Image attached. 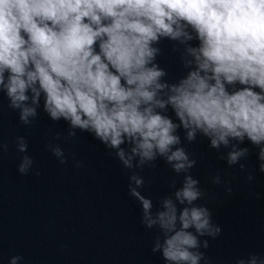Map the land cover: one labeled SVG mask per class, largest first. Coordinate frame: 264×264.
<instances>
[{
  "label": "clouds",
  "instance_id": "9594fccd",
  "mask_svg": "<svg viewBox=\"0 0 264 264\" xmlns=\"http://www.w3.org/2000/svg\"><path fill=\"white\" fill-rule=\"evenodd\" d=\"M162 39L185 45L188 71L174 82L157 61ZM0 91L26 125L43 98L51 120L69 123V136L77 129L91 134L115 150L124 169L153 167L158 159L177 174L193 168L196 160L181 146L183 129L187 141L199 132L216 149L247 139L259 148L264 172V0H0ZM52 151L63 157L61 148ZM248 153L232 144L227 161ZM32 162L24 157L20 173ZM128 180L141 222L159 229L152 251L165 264H200L199 237L215 238L221 227L195 203L203 196L199 181L185 175L174 199L163 197L153 214L152 198L139 190L143 176ZM248 264L264 260L252 256Z\"/></svg>",
  "mask_w": 264,
  "mask_h": 264
},
{
  "label": "water",
  "instance_id": "95a60500",
  "mask_svg": "<svg viewBox=\"0 0 264 264\" xmlns=\"http://www.w3.org/2000/svg\"><path fill=\"white\" fill-rule=\"evenodd\" d=\"M155 46L161 50L157 61L168 72L165 79L174 82L186 74L181 60L185 45L162 39ZM37 111V117L29 118L32 123L24 124L0 91V145L7 146L0 148V264H10L14 256L19 257L16 264H165L160 252L152 251L158 227L144 226L141 206L129 195L132 174L143 176L139 190L152 198L153 214L163 197L183 185L185 175L199 181L203 196L195 203L206 206L213 226L221 227L215 238L199 237L198 250L205 254L200 264H248L252 256L264 260V172L259 148L247 139L216 149L199 132L195 141H187L180 129L181 146L196 160L193 168L177 174L158 159L153 167L124 169L115 150L110 154L91 134L77 129L75 137L69 136V123L51 120L43 98ZM166 114L176 120L170 109ZM18 137L27 144L24 152ZM232 144L249 153L230 165ZM56 147L63 157L54 155ZM121 147L130 150L128 144ZM24 157L33 162L21 174Z\"/></svg>",
  "mask_w": 264,
  "mask_h": 264
}]
</instances>
